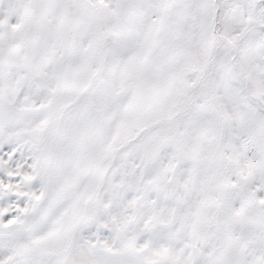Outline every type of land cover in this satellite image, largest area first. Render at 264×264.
Wrapping results in <instances>:
<instances>
[{
    "label": "snow or ice",
    "instance_id": "1",
    "mask_svg": "<svg viewBox=\"0 0 264 264\" xmlns=\"http://www.w3.org/2000/svg\"><path fill=\"white\" fill-rule=\"evenodd\" d=\"M0 264H264V0H0Z\"/></svg>",
    "mask_w": 264,
    "mask_h": 264
}]
</instances>
